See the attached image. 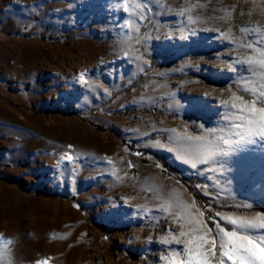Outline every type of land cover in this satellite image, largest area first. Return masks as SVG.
<instances>
[{
	"label": "rangeland",
	"instance_id": "1",
	"mask_svg": "<svg viewBox=\"0 0 264 264\" xmlns=\"http://www.w3.org/2000/svg\"><path fill=\"white\" fill-rule=\"evenodd\" d=\"M261 49L264 0H0V264H184L185 213L264 211Z\"/></svg>",
	"mask_w": 264,
	"mask_h": 264
},
{
	"label": "snow or ice",
	"instance_id": "2",
	"mask_svg": "<svg viewBox=\"0 0 264 264\" xmlns=\"http://www.w3.org/2000/svg\"><path fill=\"white\" fill-rule=\"evenodd\" d=\"M125 11H127V8H125ZM192 35H195V31L192 32ZM248 47L252 48V45L249 44ZM259 57L258 60H254L250 56L246 61H236L235 63L247 64L249 66L248 70L251 71H255V68L251 67L252 65H257L260 69H264V49L260 50ZM237 70L235 64L229 65V71L235 72ZM81 81L84 82L83 73L81 74ZM237 99L241 103L239 105L233 103L231 104V108L238 110L239 115L237 119L243 123L234 126L243 128L244 132L236 133V136L240 137L236 141V144H250L258 150H264V91L250 104L243 97H238ZM222 103L224 106L228 105L227 101H223ZM257 105H260V107H257ZM233 115H236V113H233ZM187 139L189 141L193 140L192 137H187ZM197 142L204 144L206 151L203 158L191 163L192 168H196L197 163L202 165L210 163L219 165L221 163L220 157L244 150L231 148L230 151H225L222 145L215 144L211 140ZM185 162L187 163L188 161ZM183 207L186 209L188 206L184 205ZM244 207L250 208L251 206L245 205ZM217 215H220L222 220L227 221L235 227L230 231H226L225 228L217 225V233L213 234L212 230L203 222L202 212L200 213V219H196L190 213H185L186 223L190 226V231L195 234L183 241L184 253L187 255V260L184 264H212V257L216 255L217 246L219 257H227L233 264H264V234L259 236H255L251 232L244 234L248 230H264V211L256 212L255 216L252 217L224 216L219 212ZM186 235L188 233L184 231L180 232V236ZM216 235L220 236L219 241H217ZM8 243L11 242L6 240L5 244ZM176 243H181V240L176 239ZM173 255L175 256L176 253H173ZM38 264H47V262H38ZM218 264H222V260L218 261Z\"/></svg>",
	"mask_w": 264,
	"mask_h": 264
},
{
	"label": "trees",
	"instance_id": "3",
	"mask_svg": "<svg viewBox=\"0 0 264 264\" xmlns=\"http://www.w3.org/2000/svg\"><path fill=\"white\" fill-rule=\"evenodd\" d=\"M162 170L164 171V172H166V171H175V170H173L166 162H164V161H162ZM185 180V179H184ZM194 198L196 199V200H199L200 199V197L199 196H197V195H194ZM208 224H209V226H211L212 225V222L211 221H209L208 222ZM215 258H216V260L217 261H220V260H222V264H227V262L224 260V258H220L219 257V250H218V246H217V251H216V255H215Z\"/></svg>",
	"mask_w": 264,
	"mask_h": 264
}]
</instances>
